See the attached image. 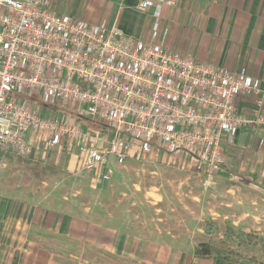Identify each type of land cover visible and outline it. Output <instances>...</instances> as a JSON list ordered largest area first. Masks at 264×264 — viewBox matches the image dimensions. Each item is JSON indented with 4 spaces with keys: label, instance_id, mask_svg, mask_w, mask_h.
<instances>
[{
    "label": "built area",
    "instance_id": "1",
    "mask_svg": "<svg viewBox=\"0 0 264 264\" xmlns=\"http://www.w3.org/2000/svg\"><path fill=\"white\" fill-rule=\"evenodd\" d=\"M178 3L135 1L151 18L147 42L61 15L55 0H0V149L79 155L80 172L156 150L189 153L210 172L229 165V136L264 130V84L167 47L158 34ZM241 97L255 98L249 113Z\"/></svg>",
    "mask_w": 264,
    "mask_h": 264
},
{
    "label": "rangeland",
    "instance_id": "2",
    "mask_svg": "<svg viewBox=\"0 0 264 264\" xmlns=\"http://www.w3.org/2000/svg\"><path fill=\"white\" fill-rule=\"evenodd\" d=\"M65 5L61 15L112 20L102 7ZM138 24L149 30L148 42L152 23ZM164 28L163 17L158 36ZM183 158L155 151L80 172L53 152L23 157L0 149V264H196L202 243L264 260L260 245H239L240 237L224 235L229 227L200 214L195 198L213 190L207 165Z\"/></svg>",
    "mask_w": 264,
    "mask_h": 264
},
{
    "label": "crops",
    "instance_id": "3",
    "mask_svg": "<svg viewBox=\"0 0 264 264\" xmlns=\"http://www.w3.org/2000/svg\"><path fill=\"white\" fill-rule=\"evenodd\" d=\"M67 1L72 0H55V10L67 14ZM77 1L93 10L96 6L102 7L104 14L113 20L111 22L131 37L147 40L149 30L143 33L138 22L145 17L151 24V18L148 13L134 8L136 0ZM163 16L165 45L171 50L251 75L264 84V0H179L178 6L166 8ZM254 100V97H241L238 100L241 111L249 113ZM229 138L225 156L232 157L231 163L221 172H210L206 166L213 190L209 194L198 193L203 198H195L193 204L203 207L200 214L211 218L218 226L224 224L239 234L264 238V130L237 131ZM156 151L158 156L169 161L180 160L184 155L171 159L164 152ZM65 159L72 171L82 168L79 155ZM196 264L234 263L204 258Z\"/></svg>",
    "mask_w": 264,
    "mask_h": 264
},
{
    "label": "trees",
    "instance_id": "4",
    "mask_svg": "<svg viewBox=\"0 0 264 264\" xmlns=\"http://www.w3.org/2000/svg\"><path fill=\"white\" fill-rule=\"evenodd\" d=\"M224 235L227 238H234L236 236L240 237L239 245H260L264 251V238H258L248 234H236L233 230L227 229ZM246 239H249L246 240ZM251 241V242H250ZM196 260L204 259V258H215V259H223L229 261L234 264H264V260H258L254 257L243 256L239 253H235L232 251H228L220 246H216L211 243H202L199 247L195 249L194 254Z\"/></svg>",
    "mask_w": 264,
    "mask_h": 264
}]
</instances>
